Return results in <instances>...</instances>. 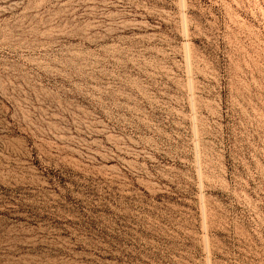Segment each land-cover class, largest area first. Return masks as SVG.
Here are the masks:
<instances>
[{
	"label": "rangeland",
	"instance_id": "1",
	"mask_svg": "<svg viewBox=\"0 0 264 264\" xmlns=\"http://www.w3.org/2000/svg\"><path fill=\"white\" fill-rule=\"evenodd\" d=\"M0 264H264V0H0Z\"/></svg>",
	"mask_w": 264,
	"mask_h": 264
}]
</instances>
